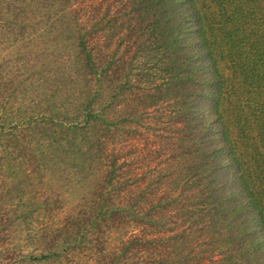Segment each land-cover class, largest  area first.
Segmentation results:
<instances>
[{
	"label": "trees",
	"instance_id": "trees-1",
	"mask_svg": "<svg viewBox=\"0 0 264 264\" xmlns=\"http://www.w3.org/2000/svg\"><path fill=\"white\" fill-rule=\"evenodd\" d=\"M25 261L264 264V0H0V264Z\"/></svg>",
	"mask_w": 264,
	"mask_h": 264
},
{
	"label": "rangeland",
	"instance_id": "rangeland-1",
	"mask_svg": "<svg viewBox=\"0 0 264 264\" xmlns=\"http://www.w3.org/2000/svg\"><path fill=\"white\" fill-rule=\"evenodd\" d=\"M31 247V246H30ZM26 263H24V264H38V263H33L32 261H30V262H27V261H25ZM44 264H46V263H44Z\"/></svg>",
	"mask_w": 264,
	"mask_h": 264
}]
</instances>
